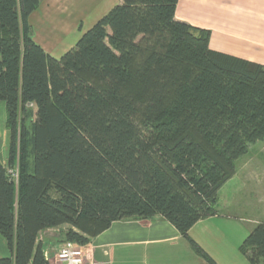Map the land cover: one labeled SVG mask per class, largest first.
Wrapping results in <instances>:
<instances>
[{"label":"trees","instance_id":"obj_1","mask_svg":"<svg viewBox=\"0 0 264 264\" xmlns=\"http://www.w3.org/2000/svg\"><path fill=\"white\" fill-rule=\"evenodd\" d=\"M41 1L0 0V264H49L47 229L84 247L154 217L215 264L188 233L264 143V67L211 51L208 31L174 20L178 0H122L54 59L28 24ZM239 251L264 264V220Z\"/></svg>","mask_w":264,"mask_h":264},{"label":"crops","instance_id":"obj_2","mask_svg":"<svg viewBox=\"0 0 264 264\" xmlns=\"http://www.w3.org/2000/svg\"><path fill=\"white\" fill-rule=\"evenodd\" d=\"M70 1L43 0L28 18L33 42L54 59L70 50L86 31L122 0H103L101 17L100 14L87 16L86 22L71 14ZM174 20L208 31L211 51L264 67V0H178ZM0 117L3 137H8L9 142L3 102H0ZM8 142L0 145L2 166L7 161ZM237 174L219 190L217 214L197 222L188 233L189 239L215 264H249L239 253V248L254 227L264 220V203H259L254 215L247 216V206H230L226 197L222 200V189L237 181ZM240 188L243 189L241 180ZM66 229L63 226L39 233L38 242L49 258L64 242ZM84 250L85 264H208L161 217L114 222L90 239ZM9 256L7 244L0 236V258Z\"/></svg>","mask_w":264,"mask_h":264},{"label":"rangeland","instance_id":"obj_3","mask_svg":"<svg viewBox=\"0 0 264 264\" xmlns=\"http://www.w3.org/2000/svg\"><path fill=\"white\" fill-rule=\"evenodd\" d=\"M102 6L103 0H71L69 4L71 14L75 18L82 17L83 22H86L85 18L87 16L100 14L101 17L103 13H101ZM7 139L8 137H3L0 127V145H7ZM259 152H261V155H259ZM2 154L3 151L0 149V156ZM236 169L235 175L238 173L237 181L226 185L222 189L221 198L224 200L226 197V203L229 202L230 206L235 205L240 208L247 206L249 209L248 212L246 211V215L252 216L255 213L254 210L259 208V203H264V144L258 143L250 147L247 154L237 161ZM240 180L243 189L240 188Z\"/></svg>","mask_w":264,"mask_h":264},{"label":"built area","instance_id":"obj_4","mask_svg":"<svg viewBox=\"0 0 264 264\" xmlns=\"http://www.w3.org/2000/svg\"><path fill=\"white\" fill-rule=\"evenodd\" d=\"M11 175L16 178V171H10ZM49 264H85L84 247L73 242L64 241L56 250L52 258L44 254Z\"/></svg>","mask_w":264,"mask_h":264}]
</instances>
